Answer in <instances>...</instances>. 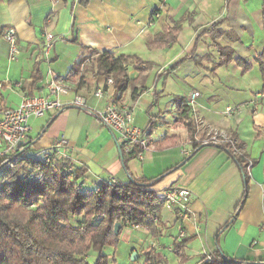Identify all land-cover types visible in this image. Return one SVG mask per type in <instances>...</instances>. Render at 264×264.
<instances>
[{
    "label": "crops",
    "instance_id": "obj_1",
    "mask_svg": "<svg viewBox=\"0 0 264 264\" xmlns=\"http://www.w3.org/2000/svg\"><path fill=\"white\" fill-rule=\"evenodd\" d=\"M50 12L51 21L44 26ZM173 25H178L174 43L148 46ZM9 26L15 28L20 45L14 61L8 60L2 37ZM46 33L54 35L47 57L42 54ZM218 46L230 48L234 57L250 60L252 68L242 72L234 60L221 62ZM262 49V0H89L86 6L78 0H0V108L15 107L23 95L38 93L50 68L68 75L73 92L84 95L88 106L99 110L107 98H96L93 89L106 77L99 80L83 73L85 61L102 51L152 61L154 65L135 98L128 88L120 102L132 107L133 122L139 127L147 125L149 115L159 114L151 143L141 157L127 156L124 161L116 133L94 114L71 105L42 116L38 130L29 132L34 143L28 153L42 158L64 135L70 159L75 167H83L80 179L89 189L110 177L124 182L131 175L151 179L168 171L152 188L160 193L171 186L188 188L192 194L189 214L182 217L177 208L163 207L159 237H152L144 227L129 226L122 230L119 243L128 247L129 255L137 252L140 260L136 264L143 259V249L153 245L165 264H177L179 259L170 257L171 243L175 238H189L185 247L188 260L183 264H201V257L216 249L218 231L234 213L244 181L237 163L217 145H203L184 160L183 150L190 151L191 146L184 147L178 138L175 143L161 142L173 134H164V130L179 116L174 97L186 100L189 93L197 91L189 112L196 123L197 138L203 141L212 131L220 130L240 141L241 152L254 161L245 200L219 235V246L231 257L260 261L264 260V76L254 57ZM182 57L187 58L156 84L161 92L151 106L155 74ZM37 60L42 78L32 84ZM73 66L74 74L70 75ZM127 72L131 78L137 76L130 65ZM109 92L113 96L112 86ZM227 108L231 110L227 112ZM159 142L162 148L157 147Z\"/></svg>",
    "mask_w": 264,
    "mask_h": 264
},
{
    "label": "trees",
    "instance_id": "obj_2",
    "mask_svg": "<svg viewBox=\"0 0 264 264\" xmlns=\"http://www.w3.org/2000/svg\"><path fill=\"white\" fill-rule=\"evenodd\" d=\"M78 2L86 6L89 0ZM52 15L53 12L47 14L44 26L49 25ZM177 26L170 27L166 34H157L148 46L165 47L174 43ZM217 48L221 54V62L234 60L242 72L252 68L250 60L234 57L230 48ZM186 58L182 57L155 74L151 106L158 102L161 92L156 90L158 81L175 70ZM254 61L264 76V49L254 57ZM93 63V76L112 78L113 97L117 102L123 100L128 88H131L132 97L135 98L137 90L144 85L147 74L154 65L152 61L144 60L138 55L115 54L112 51L96 52ZM39 64V60L35 61L31 74L32 84L42 78ZM126 65L132 66L137 72L136 77H129ZM73 71L74 66L69 74L73 75ZM174 101L179 115L176 119L186 127L191 146L184 160L203 145H217L237 163L244 181V191L234 213L218 231L216 249L202 256L201 264H264V260L231 257L219 246V235L235 219L247 194L250 168L247 167V155L238 152L241 142L236 140L232 147L229 142L200 141L195 136L196 123L189 114L190 107L184 102V97H174ZM149 116L146 128L150 144V137L160 119L159 114ZM45 128L46 126L41 129L35 140ZM177 138V134H172L161 142L175 143ZM161 142L157 143L158 148L163 147ZM33 143V139H30L13 158H0V264H114V253L107 252V248L117 247L125 227H144L155 238L161 235L163 193L152 186L168 171L151 179L131 175L124 182H110L108 178L89 189L84 187L80 179L84 174L83 167H75L70 158L49 156L47 160V152L42 158L31 155L27 149ZM139 150V147L130 152L122 149L124 161L127 156L136 157ZM251 163H254L252 159ZM117 222L120 223V228L116 234L114 227ZM188 241L189 238H175L171 243V251L179 259L178 264L188 260L185 253ZM156 248L148 246L143 249V259L139 264H165Z\"/></svg>",
    "mask_w": 264,
    "mask_h": 264
},
{
    "label": "built area",
    "instance_id": "obj_3",
    "mask_svg": "<svg viewBox=\"0 0 264 264\" xmlns=\"http://www.w3.org/2000/svg\"><path fill=\"white\" fill-rule=\"evenodd\" d=\"M2 37L7 43L8 60H16L20 54V45L15 28L12 26L7 27ZM53 41L54 35L46 33L42 43L43 56L47 57L53 46ZM112 82L113 80L109 76L102 83L94 87L93 95L98 99L106 97L107 102L102 109H92L88 106L87 98L84 95L73 92L68 75L57 74L48 68L41 84V90L38 93L23 95L15 107L0 108V158H13L17 151L29 142V121L31 118H39L46 115L49 111H58L70 105L94 114L102 125L116 133L117 143L121 150L130 152L132 149L139 147L140 150L136 153V156L141 157L143 151L149 147L148 129L146 126L139 127L135 125L132 107L117 102L110 94L109 89L112 86ZM69 95L71 96L68 99H64V97ZM198 95L197 91L191 92L188 95V99L184 100V102L191 107L194 105L195 97ZM230 110L231 108H227V112ZM202 142H229L234 147L236 140L220 130H214ZM238 150L236 151L242 153L241 148ZM183 152L186 155L189 151L183 150ZM47 153H49L46 157L47 160L49 156L69 159V143L67 138L64 135H60L53 142ZM251 165V161L248 160L247 167L250 168ZM68 169L70 170V168ZM109 181L115 182L116 179L110 177ZM191 199V191L182 186L168 187L162 194L163 207L177 208L182 217L189 214Z\"/></svg>",
    "mask_w": 264,
    "mask_h": 264
},
{
    "label": "rangeland",
    "instance_id": "obj_4",
    "mask_svg": "<svg viewBox=\"0 0 264 264\" xmlns=\"http://www.w3.org/2000/svg\"><path fill=\"white\" fill-rule=\"evenodd\" d=\"M94 56L91 57L88 61H85L84 62V66H83V70L82 72L83 73H90V74H93V69H94ZM127 66V65H126ZM129 69V66H127V70ZM104 77H97V79L101 80L103 79ZM38 119V120H36ZM175 119V120H174ZM36 121V122H35ZM44 121V117H40V118H31L30 119V125H31V133L34 134L38 129V127L40 126L41 123H43ZM173 121H176V122H173ZM172 124H168V126L170 128H167L166 130H164V134L167 133V134H177L178 135V139L179 141L182 143V145L184 147H189L190 144L188 142V139H187V129L186 127L183 126V124H181L179 121H177V119L174 117L171 121ZM173 129H176V130H173ZM196 137L199 138V136L197 134H195ZM41 158V157H40ZM165 241H167V238L164 239ZM107 252H113L114 253V256H115V263L114 264H136V262L138 260H132L130 258V255H129V249L127 246H125L124 243L120 242L118 243L117 247L116 248H110L108 247L107 248ZM170 257L171 259H176V255L174 254V252H172L170 254ZM138 258V257H137ZM142 261V260H141ZM140 261V263H141ZM178 264V263H177Z\"/></svg>",
    "mask_w": 264,
    "mask_h": 264
},
{
    "label": "water",
    "instance_id": "obj_5",
    "mask_svg": "<svg viewBox=\"0 0 264 264\" xmlns=\"http://www.w3.org/2000/svg\"><path fill=\"white\" fill-rule=\"evenodd\" d=\"M119 228H120V223L117 222V223L115 224V227H114V232H115L116 234L118 233ZM137 257H138L137 252H136V251H132V252H131V255H130V258H131L132 260H136Z\"/></svg>",
    "mask_w": 264,
    "mask_h": 264
}]
</instances>
